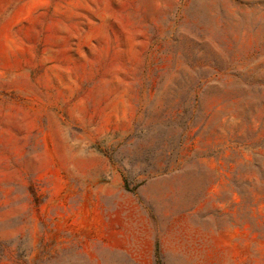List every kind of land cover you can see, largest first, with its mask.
<instances>
[{
	"label": "rangeland",
	"instance_id": "374dc122",
	"mask_svg": "<svg viewBox=\"0 0 264 264\" xmlns=\"http://www.w3.org/2000/svg\"><path fill=\"white\" fill-rule=\"evenodd\" d=\"M0 264H264V0H0Z\"/></svg>",
	"mask_w": 264,
	"mask_h": 264
}]
</instances>
